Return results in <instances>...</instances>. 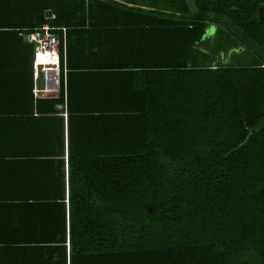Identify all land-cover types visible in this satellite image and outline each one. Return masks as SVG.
Segmentation results:
<instances>
[{
	"label": "trees",
	"instance_id": "obj_1",
	"mask_svg": "<svg viewBox=\"0 0 264 264\" xmlns=\"http://www.w3.org/2000/svg\"><path fill=\"white\" fill-rule=\"evenodd\" d=\"M44 25L65 97H33ZM0 54L44 154L36 237L1 238L0 264H264V0H0Z\"/></svg>",
	"mask_w": 264,
	"mask_h": 264
},
{
	"label": "crops",
	"instance_id": "obj_2",
	"mask_svg": "<svg viewBox=\"0 0 264 264\" xmlns=\"http://www.w3.org/2000/svg\"><path fill=\"white\" fill-rule=\"evenodd\" d=\"M14 61L13 55L8 57L5 54H0V94L6 93L0 99V140L2 142L5 141L6 144L5 149L0 147V239L3 237L35 238L36 236L31 234L34 223L30 217L32 214L38 215L40 212L34 213V210L30 211L26 208H33V206L34 208H39L41 201H44L33 197V194L31 196L26 193L29 191L39 192L40 189L44 188L39 182L33 181L36 177L35 174L41 175V171H43L41 166L43 157L41 155L44 154L43 152L41 154V151L36 149L27 150L25 149L26 146L24 147L23 144L19 143L23 141L24 135V141H28V134L31 133V120L36 118L37 114L33 111L31 116L26 115L32 109V106L28 102H24L19 95L21 94L22 96L28 90L30 74L26 71H7L9 68L12 69L11 64ZM17 78L25 80L24 83L20 84H26L25 88H19L18 84L17 86L15 85L14 80ZM85 79L90 80L84 87L78 88L80 96L79 98L76 97L74 109L91 108L94 110L92 107L100 105V101H95L94 99L87 101L83 96L89 94L88 87L93 90L92 87H95V84L99 81V76L85 74ZM66 84L65 74V83H62L64 97L66 94ZM32 85L34 87L33 78ZM36 85L37 87H41V81L39 80ZM23 96L25 97L26 95ZM60 108L58 107V109ZM63 117L66 118V113L63 114ZM65 202L67 205V201ZM12 221L17 222V224L12 226ZM36 228L38 227L36 226ZM36 228H33V230ZM39 236L41 237V233ZM19 263L22 264V261L19 260Z\"/></svg>",
	"mask_w": 264,
	"mask_h": 264
},
{
	"label": "built area",
	"instance_id": "obj_3",
	"mask_svg": "<svg viewBox=\"0 0 264 264\" xmlns=\"http://www.w3.org/2000/svg\"><path fill=\"white\" fill-rule=\"evenodd\" d=\"M54 15L49 18L53 20ZM56 30V31H55ZM60 31L65 36V28L54 29L49 25H44L39 30L24 36L27 42L34 45L33 61V82L32 93L34 98H53L59 93L61 83H65V54L62 59L60 55V36L56 33ZM41 87H37L38 81Z\"/></svg>",
	"mask_w": 264,
	"mask_h": 264
},
{
	"label": "water",
	"instance_id": "obj_4",
	"mask_svg": "<svg viewBox=\"0 0 264 264\" xmlns=\"http://www.w3.org/2000/svg\"><path fill=\"white\" fill-rule=\"evenodd\" d=\"M50 14H51L50 11H46V12H45V18H49Z\"/></svg>",
	"mask_w": 264,
	"mask_h": 264
},
{
	"label": "rangeland",
	"instance_id": "obj_5",
	"mask_svg": "<svg viewBox=\"0 0 264 264\" xmlns=\"http://www.w3.org/2000/svg\"><path fill=\"white\" fill-rule=\"evenodd\" d=\"M231 57H232V56H231ZM231 57H229V58L227 57L225 62L228 63L227 61H229L230 63H232V61H233L234 59L230 60Z\"/></svg>",
	"mask_w": 264,
	"mask_h": 264
}]
</instances>
